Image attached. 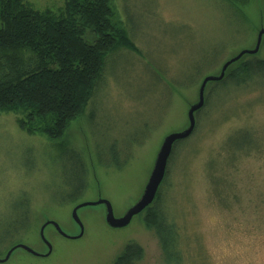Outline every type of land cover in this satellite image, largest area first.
Here are the masks:
<instances>
[{"label": "rangeland", "instance_id": "1", "mask_svg": "<svg viewBox=\"0 0 264 264\" xmlns=\"http://www.w3.org/2000/svg\"><path fill=\"white\" fill-rule=\"evenodd\" d=\"M28 1L39 10H57L65 0ZM113 4L142 55L122 49L112 56L114 65L64 139L63 145L81 152L87 166L82 197L59 203L70 191L67 181L74 178L78 159H59L55 142L28 134L17 114H0V224L14 213L21 193L34 207L30 230L1 247L0 257L15 243L46 253L40 230L48 220L77 236L80 227L72 211L80 203L104 198L116 217L124 216L142 196L164 138L188 127V110L198 101L204 78L254 49L264 28V0ZM256 56L264 58V37ZM219 95L171 164L170 212L185 237L186 264H264V88L237 97ZM241 128L254 132L259 145L250 153L233 154L227 138ZM117 147L118 161L132 155L121 168L107 161L112 159L107 151ZM78 215L82 238L67 239L48 226L49 257L17 249L1 264H114L129 242L145 250L138 264H166L145 213L119 229L107 224L104 205L83 207Z\"/></svg>", "mask_w": 264, "mask_h": 264}, {"label": "trees", "instance_id": "2", "mask_svg": "<svg viewBox=\"0 0 264 264\" xmlns=\"http://www.w3.org/2000/svg\"><path fill=\"white\" fill-rule=\"evenodd\" d=\"M122 49L142 55L117 19L113 0H65L57 10L36 9L28 0H0V114H17L19 126L28 134L55 142L61 152L59 159H78L74 178L67 181L70 191L67 196L65 192L60 204L78 200L87 189L82 153L63 145L64 139L73 123L85 114L109 65H114L112 56ZM246 55L229 66L221 81L208 84L205 106L196 113V129L200 116L219 94L237 97L264 88V58ZM192 135L175 143L156 199L142 212L146 226L154 230L160 242L166 264H186L188 260L185 237L170 212L169 194L173 185L171 164L190 144ZM258 145L254 132L244 128L227 138V148L233 154L250 153ZM107 154L112 156L107 161L118 168L132 158L130 154L123 162L118 161V147ZM102 160V164L110 165ZM20 195L22 200L14 213L0 224V249L33 225V202L25 199L27 193ZM144 256L140 244L129 242L114 264H138Z\"/></svg>", "mask_w": 264, "mask_h": 264}, {"label": "water", "instance_id": "3", "mask_svg": "<svg viewBox=\"0 0 264 264\" xmlns=\"http://www.w3.org/2000/svg\"><path fill=\"white\" fill-rule=\"evenodd\" d=\"M263 37H264V28H262L259 32L257 44L254 49L245 50L240 54H238L237 56H235L234 58H231L230 60L225 62V64L223 65L220 71V74L209 75L206 78H204L199 89V99L196 103L192 104L188 110V121H189L188 127L181 131L172 132L164 138L162 145L157 153L153 169L151 171V174L149 176V179L147 181L142 196L132 207H130L127 210L124 216L116 217L112 204L107 199L104 198H100L95 202L80 203L72 211V218L80 227V233L77 236H71L67 234L62 230L59 223L53 220H48L42 225L40 230L41 238L48 248V251L46 253H40L29 245L19 243L13 246L12 248H10L4 257H0V264L7 262L17 249H22L33 256L49 257L53 252V245L45 237V229L48 225H52L53 227H55V229L62 236L66 238L69 239L82 238L85 230H84V225L78 215V211L83 207L104 205L106 208V222L110 227L115 229L127 227L132 222L135 216L141 214L146 208H148L155 201L159 188L166 176L169 159L172 155L175 143L177 141H181L189 138L194 133L197 125L196 113L205 106V102H206L205 93L208 84L213 81H221L225 77L226 71L229 68V66L234 62L238 61L240 58H242L243 55L257 54L260 50Z\"/></svg>", "mask_w": 264, "mask_h": 264}, {"label": "flooded vegetation", "instance_id": "4", "mask_svg": "<svg viewBox=\"0 0 264 264\" xmlns=\"http://www.w3.org/2000/svg\"><path fill=\"white\" fill-rule=\"evenodd\" d=\"M91 207H93V206H91ZM48 226H52V225H48ZM48 226H47V227H48ZM47 227H46V228H47ZM63 237H64V236H63ZM65 238H66V237H65ZM67 239H69V238H67ZM46 246H47V245H46Z\"/></svg>", "mask_w": 264, "mask_h": 264}]
</instances>
